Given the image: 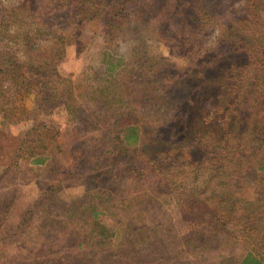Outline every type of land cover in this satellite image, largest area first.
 Masks as SVG:
<instances>
[{
	"label": "trees",
	"instance_id": "obj_1",
	"mask_svg": "<svg viewBox=\"0 0 264 264\" xmlns=\"http://www.w3.org/2000/svg\"><path fill=\"white\" fill-rule=\"evenodd\" d=\"M241 1V14L229 20L214 15L221 0L143 7L137 0H0V160L47 178L10 225L11 237L31 226L41 205L77 187L85 201L71 216L77 249L114 252L120 229L101 215L137 197L117 185L157 182L189 221L186 246L195 258L219 252L224 241L241 247L237 264H264V44L257 40L264 0ZM152 11L164 17L137 22ZM90 22L100 24L105 43L169 34V55L182 63L148 78L131 68L147 61L143 54L127 62L104 53L89 90L59 66ZM147 81L150 92L140 90ZM57 111L75 121L64 143L55 139ZM25 122L24 132H3Z\"/></svg>",
	"mask_w": 264,
	"mask_h": 264
},
{
	"label": "rangeland",
	"instance_id": "obj_2",
	"mask_svg": "<svg viewBox=\"0 0 264 264\" xmlns=\"http://www.w3.org/2000/svg\"><path fill=\"white\" fill-rule=\"evenodd\" d=\"M137 1L138 7L150 3V0ZM221 1L223 3L221 8L215 5L217 8L214 10L215 16H223V19L230 20L236 19L241 14V0ZM134 9L137 7L134 6ZM148 15L149 17L137 19V22L144 25L146 20L154 17L159 20L164 17L159 11H152ZM159 15L160 17H157ZM142 31L140 34L144 33V30ZM151 34L153 37L133 36L119 43L113 41L105 43L100 37V24L90 22L84 27L78 41L73 40L68 46L66 58L59 66L60 72L90 90L104 53L121 57L127 62L134 54L137 57L143 54L142 57L147 61L143 59V64L140 61L135 62L131 68L137 74L146 75L148 78L157 75L161 68L164 70L171 63L170 66L174 67L182 63L177 57L169 55V46L172 48L173 44L171 35L154 39V33ZM257 40L264 44V30L257 31ZM172 72L161 73L172 75ZM149 86L150 81H147L140 90L145 89L150 92L152 87ZM137 105L141 104L136 103L138 108ZM138 114L149 121L155 120V116L144 112ZM54 119L56 141L67 142L70 138L68 133L75 123L72 115L57 111ZM29 126L30 123L25 122L10 126V129L7 127L2 129L8 135V132L12 134L24 132ZM8 166L6 160H0V263L2 264H237L238 262L241 247L238 245L227 247L224 241L220 243L219 252L207 256L203 261H199V257L195 258L192 249L186 246L189 221L182 218L175 198L157 185V182L144 183L139 189L136 186L130 189V184L126 181L117 185L122 192L123 189H128L130 195L133 193L137 197L131 201L118 199L120 201L116 200V203L119 202L118 209L114 208L111 212H104L101 215L103 224L120 229L114 243L117 247H110L119 248L114 252L99 251L90 255L77 249L71 216L75 211L81 210L85 203L83 191L77 187L69 191H60L52 200L41 205L31 226L22 235L11 237L10 225L20 223L24 213L35 201L38 193L37 182H46L47 178L42 172L33 174L29 169H7ZM137 190H142V193L137 194ZM124 195L125 193H121V197ZM114 213L120 214L121 224L117 222ZM51 225L55 228L52 229ZM50 231L53 233L50 234ZM45 236L48 238L46 239ZM66 251L70 254L65 255Z\"/></svg>",
	"mask_w": 264,
	"mask_h": 264
}]
</instances>
